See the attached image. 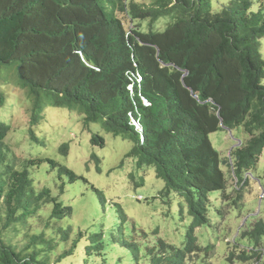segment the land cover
<instances>
[{
    "label": "trees",
    "instance_id": "1",
    "mask_svg": "<svg viewBox=\"0 0 264 264\" xmlns=\"http://www.w3.org/2000/svg\"><path fill=\"white\" fill-rule=\"evenodd\" d=\"M217 5V0H0V70L15 72L18 89L26 92V100L32 99V124L40 126L51 107L77 111L84 127L98 123L104 132L132 142L118 168L128 161L137 167L129 177L134 189L146 186L154 169L155 178L165 182L162 194L180 197V214L186 208L192 220L182 243L160 237L151 248L147 236L141 239L156 264H215L209 259L215 256V244H201L197 230L210 225L215 230L213 218L225 217L230 208L243 211L251 176L261 179L257 170L264 153V0H228L219 9ZM162 21L164 27L159 28ZM129 71L143 77L134 93L128 88ZM4 100L0 91L1 106ZM131 112L144 125V142L131 125ZM227 128L239 129L248 138H241L224 158L210 135ZM30 132L36 139L33 127ZM100 133L91 142L104 147L107 140ZM12 136L17 155L7 144ZM21 141V134L0 121V264H61L72 256L66 242L73 226L61 234L56 224L72 215V202L67 201L76 190L72 184L82 187L90 177L51 157L22 159L26 153ZM94 158L101 172L102 158ZM43 162L49 172L56 170L52 186H37L32 175L31 169ZM223 165L233 173V190ZM89 189L99 196L102 209L112 208L119 221L111 222L108 230L105 222L99 234L80 232L74 247L87 239L83 251L97 250L107 264L117 233L119 244L134 256L125 264H138L136 224L128 220L122 203L107 202L97 183L91 182ZM42 217L44 227L34 228ZM253 218L240 234L254 242L235 247L228 259L233 264H264V216ZM109 232L112 239L107 238ZM64 246L60 253L58 248Z\"/></svg>",
    "mask_w": 264,
    "mask_h": 264
},
{
    "label": "rangeland",
    "instance_id": "2",
    "mask_svg": "<svg viewBox=\"0 0 264 264\" xmlns=\"http://www.w3.org/2000/svg\"><path fill=\"white\" fill-rule=\"evenodd\" d=\"M147 2L150 3L151 0H147ZM217 2V8L219 9L223 2H228V0H217ZM164 24L165 22L162 21L159 28H163ZM126 25L128 28L131 27V23L127 21ZM262 49L264 52V41ZM6 78H9V80H6ZM17 85L15 72L7 70L2 73L0 70V91L4 93L5 97L4 107H0V121L11 123L12 131L21 134V144H23L26 153L22 159L30 160L38 157H51L76 172L86 171L90 177V179H84L85 182L83 181L82 187L81 184H72L76 187L75 193L74 195L69 194L67 197V201L72 202V215L56 224V228L61 231V234H65L69 225L73 226V230L70 232L71 238L66 242L67 246L71 248L70 253H72V256L63 258L61 264H103L104 258L102 254L97 253V250L90 248L88 251H83L88 248L87 239L83 238L79 241L77 248L80 249L74 247V240L78 235V239L81 238L80 232H84V234L88 232L90 236L93 233L99 234L102 232L105 222L108 223V230L111 222L114 221L117 224L119 221L118 215L114 213L112 208L107 206L106 212L102 209L99 196L89 189L91 182L97 183V187L105 190L107 202L111 200L116 203H122L128 213V220L136 224L135 230L137 232L134 235V239L138 240L141 246L138 264H156V260L153 261L152 257L148 255L147 248L149 246L146 245L144 240H141L143 236L148 237L146 240L151 243V248L157 244L156 241L160 237L168 243L178 245L182 243L185 229L192 220L186 208L183 209V215L180 214L179 205L182 202L180 197L177 194L169 196L162 194L165 182L157 177L155 178L154 169H152L154 174L149 173L148 184L146 185L145 182L146 186L134 189L131 186L129 177L133 170L134 172L139 171L137 167H132L133 163L128 161V166L118 168L132 148V146H129L132 143L131 141L123 139L122 135L115 136L104 132L102 126L98 123H91L89 126L84 127L80 123L81 115L77 111L65 107L47 109V119L41 122L40 126L33 125V103L29 102L32 99L29 96L26 100V92L18 89ZM32 127L35 135L37 134L36 139H34V133L30 132ZM99 131L107 140V144L104 147L94 145L91 142L92 136L99 133ZM210 137L214 146L224 158L229 157L230 151L239 145V139L248 138L239 129L233 130L232 133L229 131H217L212 133ZM7 144L11 151L16 154L13 149L16 144L15 136H12ZM64 145H70L66 154L61 151ZM94 156L102 158L101 172L96 171L97 160ZM131 159L132 161L135 160L134 158ZM46 164L47 162H43L40 167L38 165L31 169L32 175L36 178L37 186H52V173L56 170L53 169L52 172H49L47 167H44L47 166ZM86 164L93 165L90 166V169H85ZM43 168L45 169L44 171H42ZM223 170L227 172L233 190L235 186L233 173L230 172L228 165H223ZM257 173L261 176V179L257 176H251L247 186L248 190L246 193L244 191V200L246 197V201L245 207H242V209L244 208L243 211L240 210V212L235 207L230 208L225 217L213 218L212 223L214 222L218 225L215 230L212 225L203 226L197 230L201 244L210 242L215 244L211 252L215 254L214 260L209 257L215 264H233V262L228 260L230 253L239 247H251L254 242L251 237L240 234V230L251 224L254 219L253 216H264V153L260 157ZM58 185H61V183H58ZM136 192L141 193L145 199L142 201L138 200ZM216 204L220 206L223 202L218 199ZM244 225L245 227L243 228ZM36 227H44V217L35 223L34 228ZM156 229L158 230L157 232L155 231ZM111 237L112 233H107V238L112 239ZM114 237L118 242L113 250L108 251L107 264H114V261L118 263L122 258L123 264L128 260L131 261L134 256L129 257L128 251L119 244L120 239L117 233H115ZM23 245L24 243L21 244V246ZM67 246H64V249L58 248L59 252H65ZM53 258L56 259L57 255H54ZM234 264H239L238 260Z\"/></svg>",
    "mask_w": 264,
    "mask_h": 264
},
{
    "label": "clouds",
    "instance_id": "3",
    "mask_svg": "<svg viewBox=\"0 0 264 264\" xmlns=\"http://www.w3.org/2000/svg\"><path fill=\"white\" fill-rule=\"evenodd\" d=\"M79 54L84 58L82 52H79ZM84 61L86 62L85 59H84ZM186 74L187 73H185L184 75H186ZM128 77L131 80V83H130L128 88H129V90H131L132 93H134V90H135V87H136V83L140 84L142 79H143V77H142V75H141V73L139 71H132V72L129 71L128 72ZM20 90H22V89H20ZM141 99L143 100V102H144V104L146 106H150L151 105V102L149 101V99L145 95L141 94ZM1 104L2 103H0V106H1ZM130 120H131V125L133 127H135L140 132L141 142H144L146 134H145V131H144V125L141 123L139 117L136 116L133 112H131L130 113ZM9 124L11 125V123H9ZM11 127H12V125H11ZM142 197H143V195H138V198H142Z\"/></svg>",
    "mask_w": 264,
    "mask_h": 264
},
{
    "label": "water",
    "instance_id": "4",
    "mask_svg": "<svg viewBox=\"0 0 264 264\" xmlns=\"http://www.w3.org/2000/svg\"><path fill=\"white\" fill-rule=\"evenodd\" d=\"M228 130H229V132H231L232 133V130L230 129V128H227ZM239 141H240V139H239ZM241 142V141H240Z\"/></svg>",
    "mask_w": 264,
    "mask_h": 264
}]
</instances>
